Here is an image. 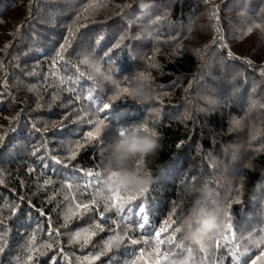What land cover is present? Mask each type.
Returning a JSON list of instances; mask_svg holds the SVG:
<instances>
[{"label": "trees", "instance_id": "1", "mask_svg": "<svg viewBox=\"0 0 264 264\" xmlns=\"http://www.w3.org/2000/svg\"><path fill=\"white\" fill-rule=\"evenodd\" d=\"M65 38L69 44L59 60L55 53ZM262 70L264 0H151L147 10L139 0H0V233L7 230L0 264H129L142 248L145 257L138 264H155V254L147 256L154 232L171 212L176 223L161 238L171 233L190 213L195 190L205 186L213 193L207 210L219 211L220 230L203 248L188 241L190 250L172 246L175 255L160 264H250L260 249L248 247L245 236L264 227V203L253 198L256 182L264 180ZM136 72L149 75L156 89L150 104L122 95L105 113L87 99L91 90L107 102L115 91L112 81L126 86L124 76ZM109 74L111 80L105 79ZM98 118L109 125L102 132L106 143L122 127L146 121L159 147L137 162L151 179L144 195L125 205L126 218L106 213L119 229L108 220L82 247L73 236L99 220L96 206L66 224L64 215L76 203H90L98 190L109 194L100 143L87 138ZM233 119L240 120L238 127ZM231 145L243 147L242 160L234 162L225 152ZM139 206L149 215L145 230L133 223ZM126 224L128 236L141 243L125 238L106 250L108 239L117 232L123 236ZM33 233L39 251L29 262L26 244ZM49 243L50 249L39 247ZM237 245L244 253L240 261L233 258Z\"/></svg>", "mask_w": 264, "mask_h": 264}, {"label": "snow or ice", "instance_id": "2", "mask_svg": "<svg viewBox=\"0 0 264 264\" xmlns=\"http://www.w3.org/2000/svg\"><path fill=\"white\" fill-rule=\"evenodd\" d=\"M100 5L98 4H92L89 5L90 8H97ZM126 7H131V5H126ZM77 31L79 30V28L76 29ZM69 36L74 35V32L72 30V28H69ZM249 31H251V29H249ZM100 39H103V37L101 36ZM125 39L124 36L120 37V40L123 41ZM97 43H99V40L97 41ZM69 44V40L67 38H65V41L63 44H61L59 46V51H57L55 53L56 58H58L59 60H63V55L62 53L65 51V46ZM117 48L120 47V44L118 43L116 45ZM228 55H231V53L229 52ZM111 62V60L109 61ZM57 63V60L54 59L53 60V65H55ZM84 63H90L87 59L84 61ZM91 67H93V69L96 72H99V66L92 62L90 64ZM154 67H157V65H153ZM142 76H145L146 78L150 79L149 75H146L143 72H139ZM262 74H264V70H262ZM105 79H109L111 80V75H107L105 76ZM132 76H124V80L126 81V86H121L119 83H117L115 80L112 81L114 87H115V91L113 92V94L110 97H107V102H104V98L100 97V96H93V92L91 90H89L88 94H87V99L89 101H91V103L98 105L97 107V112L100 111H105L108 112L109 110H111L112 106H113V102H118L121 101L120 98L122 95H127L128 93V84L131 82ZM69 91H72V89H69ZM79 98V97H78ZM102 104V107H99V105ZM95 124V128L93 131H89L87 134V138L90 140H97L100 143V155L102 157L101 159V163H100V167L103 168V171L105 173L106 171V164L110 158V153L109 150L111 148V142H104L103 137H102V132L105 131V129H107L109 127V125L105 124V120L104 119H96L95 121H92ZM232 125L233 126H239L240 125V120L238 119H233L232 120ZM137 125H141L143 127V130L145 132H149L151 131L154 135H157V133L154 130H150L148 127V124L146 121H142L138 124H133L131 126H137ZM34 127V126H33ZM127 127H122L119 130V137L123 136L126 134L127 132ZM3 137H0V142L3 141ZM81 145H77V147H80ZM73 158L75 157V152L72 153ZM57 163H59V160H57ZM31 171V169H30ZM87 175L89 177H93L96 180H101L102 179V174L100 172H96L95 174L92 171H88ZM50 183V181H45V184ZM103 184H104V177H103ZM69 188H72V185L69 184L68 185ZM147 191V189H142L139 190L135 193H131V194H127L125 196L121 195L120 191L117 192H111L108 191V195L104 194V190H98L96 193L93 194V198L90 201V203H76L74 205V207H69L68 211L65 213L64 215V222L65 224L71 220L73 217L75 216H82L84 213L87 212H91L93 211V207H91L90 205H94L96 206L95 211L99 212V220L96 221L94 223V226H90V227H85L82 228L78 231L75 232L74 236H73V241L74 242H82V247L86 246L92 239V237H94L97 233V230L99 231H103L105 228V222L108 220H111V223L116 225L117 229H119L120 225L117 222L116 219H114L113 217L110 216H106V213H112L114 212L116 217H120L121 220L125 219L127 216V213L125 211V205L131 203L132 201L137 199V196H143L144 193ZM124 192H129V191H124ZM23 197L20 198L21 201H23ZM100 201L103 202V210L100 211L99 208V203ZM31 208H35V205H29ZM205 207H207V205H205ZM193 208V206L190 208ZM20 210L19 205L16 206V208L12 209L13 211V215L16 214L17 211ZM41 212V214L43 213V210H39ZM174 211V210H173ZM138 214H139V221H133V223H135L138 228L140 230H145L146 226H148L150 224V219H149V215L146 212V209L144 206H139L138 208ZM188 214L185 215V217ZM172 213H169V217L168 219H166L163 222V226H161L158 230H156L154 232V247H152V250L147 252V256L148 257H152L153 254H155L156 256V260H155V264H160V260L161 258L163 260H167L168 257L170 255H175V251L173 249L172 246L175 247L176 250H190L185 248V242H187L184 233L181 231V225L182 222L184 220V218L177 224V226L175 228L172 229L171 233H169L165 238H161V234L162 233H167L168 229L172 226L173 223H176V221H173L171 219ZM228 229H232V225L228 224L227 225ZM130 230L129 225H125V229H124V235L121 236L119 234V232H117L115 235H113L110 239H108V241L106 242L105 248L108 251L112 250L113 245H119L121 243L124 242L125 238H127L130 243L132 245H137L139 243H141V240L135 239V238H131L128 236V231ZM260 232H264V227L259 229ZM57 236L59 235V231L58 229L55 230ZM180 234L179 238H177V234ZM7 235V230H5L4 232L0 233V254H3L5 251V247L7 245V240L5 239V236ZM52 235V232H49V236ZM232 238L235 237V232H233L232 234ZM141 239H143L144 243L147 245L149 243L148 237L147 236H142ZM226 241L229 240V237H225L224 238ZM164 245H168V247H163ZM200 246L203 248L204 244L201 243ZM39 247H46V248H51L52 244H42ZM259 254L255 256L254 259H251L250 264H264V249L259 248ZM26 251L28 253L27 255V261L32 262L34 259V253H36L37 251H39V248L36 246V236L33 233L30 237V239L28 240L27 244H26ZM62 251V249H61ZM245 251H247V248L245 249ZM237 253H239V255H237ZM43 254V253H41ZM244 255V253H240L239 252V246H236V251L233 253V258L236 261H240V258ZM145 257V250L142 248L139 250V257L136 260H131L129 262V264H138V260H142ZM85 260L91 262L94 259H98V256L96 257H85ZM181 259H183V257H181ZM53 264H55V261H53Z\"/></svg>", "mask_w": 264, "mask_h": 264}, {"label": "clouds", "instance_id": "3", "mask_svg": "<svg viewBox=\"0 0 264 264\" xmlns=\"http://www.w3.org/2000/svg\"><path fill=\"white\" fill-rule=\"evenodd\" d=\"M139 3L145 10L151 7V0H139ZM155 96L156 89L150 79L136 72L128 84L127 100L143 106L150 104ZM127 129L125 135L112 142L109 150L110 158L104 176V188L107 191H139L150 183L149 174L138 166L137 162H142L156 152L159 147L157 135L151 131L145 132L141 125L129 126ZM225 152L230 153L234 162L243 159L242 146H228ZM254 193L253 198L258 197L264 203V180L256 182ZM212 196L213 193L207 186L195 190L193 208L181 225V231L191 244L199 245L205 242L213 232H218L221 228L219 211L214 212L205 207ZM245 239L250 248H264V232L247 233Z\"/></svg>", "mask_w": 264, "mask_h": 264}]
</instances>
